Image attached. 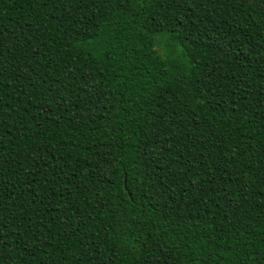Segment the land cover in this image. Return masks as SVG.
Instances as JSON below:
<instances>
[{
	"label": "trees",
	"instance_id": "obj_1",
	"mask_svg": "<svg viewBox=\"0 0 264 264\" xmlns=\"http://www.w3.org/2000/svg\"><path fill=\"white\" fill-rule=\"evenodd\" d=\"M132 2L0 0V259L264 264V0Z\"/></svg>",
	"mask_w": 264,
	"mask_h": 264
},
{
	"label": "snow or ice",
	"instance_id": "obj_2",
	"mask_svg": "<svg viewBox=\"0 0 264 264\" xmlns=\"http://www.w3.org/2000/svg\"><path fill=\"white\" fill-rule=\"evenodd\" d=\"M107 2L123 5L126 10L127 5L130 3V0H107ZM153 3H159L161 5L167 4L170 7L175 6L174 0H134V2H132V6L136 7L137 5H139L140 7H145ZM261 191H264V189H261ZM261 231H264V228H262ZM0 264H3L2 259H0Z\"/></svg>",
	"mask_w": 264,
	"mask_h": 264
},
{
	"label": "water",
	"instance_id": "obj_3",
	"mask_svg": "<svg viewBox=\"0 0 264 264\" xmlns=\"http://www.w3.org/2000/svg\"><path fill=\"white\" fill-rule=\"evenodd\" d=\"M126 188V187H125Z\"/></svg>",
	"mask_w": 264,
	"mask_h": 264
}]
</instances>
